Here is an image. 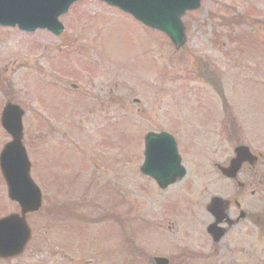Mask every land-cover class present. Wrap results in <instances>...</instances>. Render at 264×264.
<instances>
[{
    "label": "rangeland",
    "instance_id": "obj_1",
    "mask_svg": "<svg viewBox=\"0 0 264 264\" xmlns=\"http://www.w3.org/2000/svg\"><path fill=\"white\" fill-rule=\"evenodd\" d=\"M181 18L187 33L180 47L102 0L71 6L60 17L65 24L60 35L0 25V117L8 97L27 109L25 143L32 175L41 182L44 158L49 169L47 207L63 199L77 202L93 217L107 215L99 224H79L83 229L77 234L69 220H56L44 209L31 213L33 237L25 253L0 259V264H153L156 251L177 258L179 245L199 253L193 258L202 262L195 264L235 263L205 258L218 259L229 251L209 253L199 230L191 229L187 238L176 234L171 241L156 236V224L169 218H163V207L154 206V182L139 166L149 130L177 132L185 156L203 157L198 131L203 125L218 128L224 114L218 94L195 75L200 60L220 74L238 122L264 135V0H200ZM72 83L87 96L74 91ZM9 140L0 120V153ZM55 174L65 177L61 187L52 181ZM192 182L184 179L173 193ZM16 210L0 169V216ZM118 211L119 222L111 218ZM139 219L152 226L136 232ZM182 226L195 227L188 217ZM254 239V250L264 244ZM244 252L238 253L240 259L247 256Z\"/></svg>",
    "mask_w": 264,
    "mask_h": 264
},
{
    "label": "flooded vegetation",
    "instance_id": "obj_2",
    "mask_svg": "<svg viewBox=\"0 0 264 264\" xmlns=\"http://www.w3.org/2000/svg\"><path fill=\"white\" fill-rule=\"evenodd\" d=\"M214 132L215 140L213 144L205 147L203 145L204 155L200 160L195 161L183 155V164L188 175L190 170L198 169L200 187L191 184L176 195H169L161 200L169 220L163 219L168 223L158 222L156 233L164 237V240L171 241L176 234L187 238L192 234L191 229L193 233L199 230V236L205 240L204 248L209 246V253L228 249L229 254L218 259L213 258L214 260L222 263L235 262L234 264L237 260L242 264H264V246L260 245L254 250V245L257 244L254 237L264 239V135L254 133L256 131L239 123L222 124ZM241 145L248 147L238 149ZM235 157L238 160L230 165ZM43 167L46 171L45 163ZM224 167H228L230 175L224 174ZM189 195H198L201 198L191 201L187 197ZM216 195L225 199L220 207L226 206L225 211L218 215L210 207L211 200ZM199 206L201 209L197 208ZM71 207L76 209V204ZM185 217L192 220L194 228L182 226ZM221 218L225 221L219 222L217 228H225V233L221 240L214 244L208 227L213 221ZM177 250L179 255L177 258L175 255L169 257L171 262L177 259L178 264H187L186 258L194 255L188 245H179ZM243 252L247 256L240 259L238 253ZM197 255L199 256V253Z\"/></svg>",
    "mask_w": 264,
    "mask_h": 264
},
{
    "label": "water",
    "instance_id": "obj_3",
    "mask_svg": "<svg viewBox=\"0 0 264 264\" xmlns=\"http://www.w3.org/2000/svg\"><path fill=\"white\" fill-rule=\"evenodd\" d=\"M75 0H0V21L18 22L21 27L35 29L49 27L62 31L58 15L67 11ZM119 5L148 25L164 30L180 46L185 40V29L180 13L197 7L199 0H107ZM23 109L8 101L2 114V123L13 140L1 153V167L9 186V195L21 204V213L0 218V257H14L22 253L29 242L32 230L27 213L36 211L42 204L41 191L30 175L31 163L23 145ZM171 162L174 165H168ZM180 156L176 142L167 132H149L145 137V161L142 170L157 179L162 188L174 183L185 174L179 166ZM174 168V169H173ZM172 171H169L171 170ZM178 171V172H177ZM212 232L219 237L214 230ZM217 238V237H216ZM156 264H168L166 257H156Z\"/></svg>",
    "mask_w": 264,
    "mask_h": 264
},
{
    "label": "trees",
    "instance_id": "obj_4",
    "mask_svg": "<svg viewBox=\"0 0 264 264\" xmlns=\"http://www.w3.org/2000/svg\"><path fill=\"white\" fill-rule=\"evenodd\" d=\"M216 35L218 36V33H216ZM230 35H231V34H230ZM217 38H219V36H218Z\"/></svg>",
    "mask_w": 264,
    "mask_h": 264
}]
</instances>
